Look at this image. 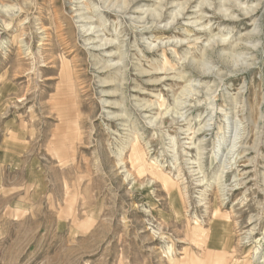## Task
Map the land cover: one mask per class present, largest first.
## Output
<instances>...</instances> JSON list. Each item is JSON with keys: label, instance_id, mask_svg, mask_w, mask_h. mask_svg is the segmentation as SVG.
Returning <instances> with one entry per match:
<instances>
[{"label": "rangeland", "instance_id": "rangeland-1", "mask_svg": "<svg viewBox=\"0 0 264 264\" xmlns=\"http://www.w3.org/2000/svg\"><path fill=\"white\" fill-rule=\"evenodd\" d=\"M252 227L264 0H0V264H253Z\"/></svg>", "mask_w": 264, "mask_h": 264}, {"label": "bare ground", "instance_id": "bare-ground-1", "mask_svg": "<svg viewBox=\"0 0 264 264\" xmlns=\"http://www.w3.org/2000/svg\"><path fill=\"white\" fill-rule=\"evenodd\" d=\"M256 6V5H255ZM256 10V9H255ZM140 11H143V10H140ZM145 11V10H144ZM84 16V15H83ZM82 17V16H81ZM86 17V16H85ZM201 17V16H200ZM84 21V20H83ZM7 25V24H6ZM20 27V26H19ZM46 28V27H45ZM90 29H91V27L90 26H88V27H86V29H85V31H84V33H87V32H89L90 31ZM92 30H94V29H92ZM7 31V30H6ZM5 32V31H4ZM93 32V31H92ZM98 32V31H97ZM94 33V32H93ZM87 34H89V33H87ZM18 36V35H17ZM99 36V35H98ZM13 39V38H12ZM107 39V38H106ZM13 40H15L14 42H19V41H17L16 39H13ZM101 41V40H100ZM11 42H12V40H11ZM108 43L109 42H103V43H99V45H97L96 46V48L97 47H100V49L99 50H102V47L104 46V48H103V50L106 52V53H109L107 56H113L112 54H111V52H107V50L110 48V46L111 45H108ZM111 43V42H110ZM14 45V44H13ZM106 45H108L107 47H106ZM21 47V46H20ZM95 49V48H94ZM98 49V48H97ZM22 56V55H21ZM24 57V56H23ZM111 65H112V63H110ZM49 66V65H48ZM108 66H110V65H103V68L105 69V68H107ZM53 68V67H52ZM102 68V69H103ZM16 69V68H15ZM156 69V68H155ZM108 71V70H107ZM111 71V70H110ZM144 72H147V71H144ZM143 71L141 72L140 71V73L141 74H143L144 73ZM103 83H107V81H105L104 80V82ZM18 98V97H17ZM79 120V119H78ZM129 151H130V153H129V158H130V160H132V161H134V162H136V166H138V168L137 169H139V170H137V174H138V176H140V173H144L145 174V172H147V173H149V174H156V176L158 177V178H162L163 179V177H164V175H163V173H162V168H158L157 166H155L154 168V170L152 171V170H150V169H148V168H144V162H143V160H142V158H141V154H140V152H141V148H140V144L138 143V141H136L135 140V142H134V144H132L131 145V147H130V149H128ZM126 159V158H125ZM120 161H121V159H119ZM128 163V162H127ZM144 168V169H143ZM130 169V168H129ZM129 173V172H128ZM130 174V173H129ZM149 177V176H148ZM138 179V178H137ZM154 180V179H153ZM159 184V183H158ZM163 184H164V186H166V187H168L169 185H170V182L168 181V179L167 178H165L164 177V180H163ZM166 195V194H165ZM168 195H169V198H170V201H171V203L173 204V209L174 210H180V201H179V203H178V205H176V195H175V193L174 192H171L170 191V189H169V191H168ZM181 195H182V193H181ZM178 196V195H177ZM183 197V196H182ZM179 199V198H178ZM184 199V198H183ZM220 204V203H219ZM218 206V205H217ZM216 206V207H217ZM171 207V206H170ZM220 210V209H219ZM219 210H217L216 208H214V213H213V219H215V221H216V216H217V213L219 212ZM146 212V211H145ZM147 212H150V211H147ZM230 216V215H229ZM210 217V216H209ZM253 219H254V217H253ZM252 220V219H251ZM227 221V220H226ZM231 221V220H230ZM187 222V221H186ZM234 222V221H233ZM214 223L215 222H213V224H212V226H211V231L210 232H212L213 233V235H211V239H210V241L212 242V244H217V245H219V246H230L231 244H232V237H231V235L229 234L230 232H228L227 230V227L226 226H224V225H222V228L224 229V231H223V233L220 235H218L219 237H217L216 238V236H215V225H214ZM187 225V224H186ZM238 225V224H237ZM188 226V225H187ZM260 227V226H259ZM203 228V227H202ZM251 228V227H250ZM253 229H251V230H249L247 233H245L246 234V236H244L242 239H241V241L240 242H246V241H248L249 243H255L254 244V246L256 247V249L255 250H253L254 252H253V254L251 255V262H253V264H264V235L261 237V238H253V236L256 234V232H253L256 228H254V227H252ZM264 232V231H263ZM210 235V234H209ZM196 236H198L197 234H196ZM221 236V237H220ZM197 239H199V238H197ZM239 240V239H238ZM195 241V240H194ZM194 241H191V242H194ZM239 242V241H238ZM188 244V243H187ZM233 244H234V242H233ZM235 246V245H234ZM237 246V245H236ZM170 248V247H169ZM172 250V249H171ZM176 250V249H175ZM194 250V249H193ZM236 250V249H235ZM228 251V250H227ZM232 251V250H231ZM240 251V250H239ZM168 252H170V250H168ZM173 252V251H172ZM175 252V251H174ZM173 252V253H174ZM179 252H181V251H179ZM213 253H214V255H213V258L215 259V260H217L216 262L218 263V264H220V263H222V258H223V250L221 249V248H217V249H215V250H213ZM172 254V253H171ZM176 254V253H175ZM198 254V253H197ZM167 255V254H166ZM174 256V255H173ZM170 257V256H169ZM179 257V256H178ZM168 260L170 261L171 260V257L170 258H168ZM168 261V262H169ZM175 262V261H174Z\"/></svg>", "mask_w": 264, "mask_h": 264}, {"label": "crops", "instance_id": "crops-1", "mask_svg": "<svg viewBox=\"0 0 264 264\" xmlns=\"http://www.w3.org/2000/svg\"><path fill=\"white\" fill-rule=\"evenodd\" d=\"M228 264H231L232 260H227ZM203 264H213V260H205Z\"/></svg>", "mask_w": 264, "mask_h": 264}]
</instances>
